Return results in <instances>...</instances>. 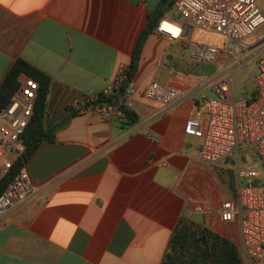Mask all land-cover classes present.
<instances>
[{"label": "crops", "instance_id": "obj_1", "mask_svg": "<svg viewBox=\"0 0 264 264\" xmlns=\"http://www.w3.org/2000/svg\"><path fill=\"white\" fill-rule=\"evenodd\" d=\"M174 1L0 0V83L17 58L51 77L44 115L49 133L26 161L33 191L0 212V264H159L180 216L237 236L236 222L217 211L233 197L234 173L224 169L229 156L203 161L200 135L184 126L243 58L232 50L220 66L222 51L204 74L205 59L191 54L190 42L208 43L203 30L220 33L221 47L230 41L177 14ZM256 2L264 13V0ZM157 8V21L171 17L191 28L176 39L156 30L147 35L124 96L138 120L122 126L121 115L81 107L128 65ZM239 42L251 46L243 54L252 57L255 74L264 35L257 30L233 43ZM153 80L177 87L179 95L168 103L147 96ZM238 86L248 89L238 95L255 91Z\"/></svg>", "mask_w": 264, "mask_h": 264}, {"label": "built area", "instance_id": "obj_2", "mask_svg": "<svg viewBox=\"0 0 264 264\" xmlns=\"http://www.w3.org/2000/svg\"><path fill=\"white\" fill-rule=\"evenodd\" d=\"M173 8L192 24L222 31L228 41H241L257 30L264 35V13L256 0H175ZM190 28V24L166 16L159 18L155 26L156 31L173 39L187 34ZM226 47L190 42L191 54L209 61L216 60ZM256 66L252 78L253 94H236L231 76L222 77L214 84L215 94L200 103L199 115L186 120L184 131L201 137L198 154L203 161L214 162L227 156L234 158V149L238 147L237 161L250 150L264 165V51L257 57ZM126 68L120 65L99 93L82 100L81 107L106 117L123 115L119 103L131 90L130 83L111 100L99 98L119 89ZM17 78V87L0 107V177L23 149L21 135L33 114L37 93L36 79L25 72H20ZM179 93L177 87L157 80L151 81L145 89L147 96L166 103L173 101ZM234 180L233 197L221 201L217 211L221 219L236 222L242 264H264V168H238ZM32 191L33 183L26 164H23L15 179L0 193V212L17 205ZM196 209L203 210V207L197 205Z\"/></svg>", "mask_w": 264, "mask_h": 264}, {"label": "trees", "instance_id": "obj_3", "mask_svg": "<svg viewBox=\"0 0 264 264\" xmlns=\"http://www.w3.org/2000/svg\"><path fill=\"white\" fill-rule=\"evenodd\" d=\"M159 11L160 9L157 8L154 12L149 13L148 21L141 29L133 46L130 60L125 70V78L119 89L104 98H99V100H111L112 97L123 92L125 86L131 81L137 69L139 56L146 37L151 31L155 30ZM20 72H25L36 79L38 87L33 114L21 135L24 145L23 149L0 177V193L10 181L15 179L20 167L26 164V161L44 138V135L49 133V130L44 126V115L51 77L23 58H17L13 62L0 83V107L9 100L12 92L17 87V77ZM119 105L123 111V115H121L122 126L133 124L138 120L139 115L131 106L124 101H121ZM159 264H242V260L238 245L232 238L206 225L195 224L180 216L169 235Z\"/></svg>", "mask_w": 264, "mask_h": 264}, {"label": "rangeland", "instance_id": "obj_4", "mask_svg": "<svg viewBox=\"0 0 264 264\" xmlns=\"http://www.w3.org/2000/svg\"><path fill=\"white\" fill-rule=\"evenodd\" d=\"M180 16H182L180 13L177 12ZM183 17V16H182ZM203 34L201 35V39L204 42L208 43H214L215 45L221 47L222 45H225L226 39L223 38V36L220 33L216 32H208V30H203ZM210 33V34H209ZM234 41H230L227 44L226 50L222 52V55L219 59V65L222 66V64L226 61L228 58V55L232 50L236 51L237 53H240L243 61L239 64H237L231 71H226V73L222 77H228L231 76V84L234 85L235 92L238 94L246 93L247 88H243L241 86L236 87L237 85H254L252 77L254 74V64L252 61V57L248 56L247 53L243 54L246 50H248L251 46L250 45H244L243 43H233ZM215 61H209L204 60L201 65L204 68H207V71H204V74H210L211 71L218 65ZM219 66V67H220ZM209 67V68H208ZM234 155L235 157H228L224 167L226 172H230L229 175H232L233 173H236L238 168L243 169H263L264 165L263 163L254 155V153L250 150H246L242 157H240L239 161H237V157L240 155V150L238 147L234 149ZM228 166V167H227ZM233 240L238 243V231L237 236L233 238Z\"/></svg>", "mask_w": 264, "mask_h": 264}, {"label": "bare ground", "instance_id": "obj_5", "mask_svg": "<svg viewBox=\"0 0 264 264\" xmlns=\"http://www.w3.org/2000/svg\"><path fill=\"white\" fill-rule=\"evenodd\" d=\"M164 25H166V23H164Z\"/></svg>", "mask_w": 264, "mask_h": 264}]
</instances>
